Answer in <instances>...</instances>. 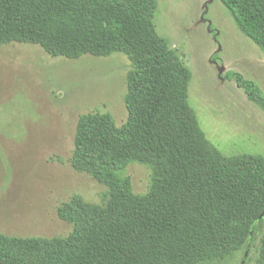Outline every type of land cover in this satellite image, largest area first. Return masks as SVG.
I'll return each instance as SVG.
<instances>
[{
    "label": "trees",
    "instance_id": "1",
    "mask_svg": "<svg viewBox=\"0 0 264 264\" xmlns=\"http://www.w3.org/2000/svg\"><path fill=\"white\" fill-rule=\"evenodd\" d=\"M219 2L264 56V0ZM157 9V0H0V47L38 45L72 60L120 53L130 63L125 122L91 112L76 123L70 165L106 189L101 204L76 195L62 204L64 238L0 233V264H214L241 250L245 263L264 222V156L225 157L207 139L188 102L192 74L156 33ZM223 79L264 112L257 85L231 71ZM132 165L151 173L144 195L132 190Z\"/></svg>",
    "mask_w": 264,
    "mask_h": 264
},
{
    "label": "rangeland",
    "instance_id": "2",
    "mask_svg": "<svg viewBox=\"0 0 264 264\" xmlns=\"http://www.w3.org/2000/svg\"><path fill=\"white\" fill-rule=\"evenodd\" d=\"M206 1L157 0L156 33L192 74L188 102L207 139L225 157L264 156V112L233 80L223 79L227 71L238 73L264 96V56L219 0L205 12ZM209 24L218 33L216 40ZM129 70L120 53L72 60L51 57L38 45L0 47L1 234L64 238L72 227L57 217L62 204L74 195L101 204L106 189L70 165L76 123L82 115L99 112L122 125ZM126 175L134 194L147 193L149 169L132 165ZM263 234L264 222L244 264H257ZM242 258L243 250L214 264H241Z\"/></svg>",
    "mask_w": 264,
    "mask_h": 264
},
{
    "label": "water",
    "instance_id": "3",
    "mask_svg": "<svg viewBox=\"0 0 264 264\" xmlns=\"http://www.w3.org/2000/svg\"><path fill=\"white\" fill-rule=\"evenodd\" d=\"M213 2V0H207L206 2H205V4H204V10H205V12H207V10H208V5L209 4H211ZM205 20L203 19V17L201 18V22H204ZM223 66H221L220 67V70H219V75H221L222 74V72H223Z\"/></svg>",
    "mask_w": 264,
    "mask_h": 264
}]
</instances>
